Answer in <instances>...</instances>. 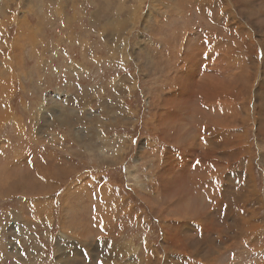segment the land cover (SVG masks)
<instances>
[{
	"label": "rangeland",
	"instance_id": "1",
	"mask_svg": "<svg viewBox=\"0 0 264 264\" xmlns=\"http://www.w3.org/2000/svg\"><path fill=\"white\" fill-rule=\"evenodd\" d=\"M0 78V264H264V0H0Z\"/></svg>",
	"mask_w": 264,
	"mask_h": 264
},
{
	"label": "crops",
	"instance_id": "2",
	"mask_svg": "<svg viewBox=\"0 0 264 264\" xmlns=\"http://www.w3.org/2000/svg\"><path fill=\"white\" fill-rule=\"evenodd\" d=\"M33 7H34V5H33ZM34 10H35V8H34ZM15 19L16 18L14 17V15H12V20H15ZM17 21L18 22H15V21L13 22L14 24H16L17 34L19 33L20 36L27 39L28 41L31 38L32 42H35V44H36L37 39L39 37V34L41 33V30H42L41 26L40 25L31 26V24L29 23L27 18H23V19L17 20ZM13 23H10V24H13ZM18 38H19V40H21V38L19 36H18ZM16 42H18V41H16ZM29 52H30L29 57L32 58L33 60L38 61L39 63L44 61L45 59L49 58L46 61V63L48 64V68H46L45 73L48 75V77H50L51 75H54L58 78V81L61 82V85H56L57 87L63 88V86H64L63 84H65V85L67 84V81L63 82V79H66L65 76L67 74H69L68 72L72 71L74 63H73V60L65 62L66 56H68V54H69L68 52H66V50H63L62 52L56 54L57 55L56 59H59V60H56L54 57H51V54H53V52H50L48 50L43 49L41 51V49H39V50L32 49ZM3 54L5 55V58H7V59L10 58L6 54V51H4ZM8 68H9V66L5 65L4 68L2 69V73H3V71L7 70ZM0 80H1V78H0ZM50 87L52 88L53 86H49V88ZM55 88H53V89H55ZM52 103L55 105L53 108H55L56 113L58 114L57 117L59 118V117L65 116V114H60L58 112L57 107L61 106V105H67L66 104L67 101H65V99H64V103H62L61 100H58V101L52 102ZM82 104L85 106L86 109H91L92 106L94 105V102L90 101L89 103H87V102L83 101ZM5 105H6V109H7L8 108L7 103H5ZM88 114H89L88 118L95 119V118H97L96 116L101 115V111H98V114L95 116L93 113H88ZM36 116L37 115H34V122L37 121ZM44 116H45V114L40 116L38 119H40L41 117H44ZM5 118H8V114ZM51 118L53 120V117H51ZM47 119H48V117H47ZM63 121H64V119L61 120V122H63ZM15 122H16V126H17V134H18V136L20 135V138H22L23 137L22 135L25 133V130L23 129V122H18V121H15ZM35 126L37 129V132L33 131V133L36 135H39L43 140L52 144V142L50 140V136L43 134V132L46 133L45 132L46 127L45 126H37V125H35ZM39 136H38V138H39ZM46 139H48V140H46ZM56 139H59V136H57ZM39 141H40V138H39ZM24 148L25 147H23L22 149H24ZM61 150L64 151L65 149H61ZM1 154L4 156L7 155V157L9 158V161L6 158L1 159L2 163L7 164V166L9 164H11V166H14L16 164V166H18V167L30 168L31 166L35 165L37 169H41V168L45 169V167L40 168V166H41L40 162L46 161L50 157L53 156V154H50V157L48 159L46 157L42 158L41 148H33V147L31 148V151H29V149H27L26 151H20L19 148L17 147L16 151L11 152V154H9L8 147H6L4 149H1ZM7 161H8V163H7ZM54 164H56V163H54ZM63 164L65 165L64 167L67 169L70 167L67 164H65L64 162H63ZM35 166H33V167L35 168ZM82 180H85L86 183L91 181L87 176ZM81 182L82 181L79 182L78 187L76 186L74 192L82 193L83 190L86 191L87 184H81ZM106 190H109V189H106ZM24 198H25L24 199L25 202L39 201V199L38 198L36 199L35 197H30V198L24 197Z\"/></svg>",
	"mask_w": 264,
	"mask_h": 264
},
{
	"label": "built area",
	"instance_id": "3",
	"mask_svg": "<svg viewBox=\"0 0 264 264\" xmlns=\"http://www.w3.org/2000/svg\"><path fill=\"white\" fill-rule=\"evenodd\" d=\"M56 88H58V87H56ZM59 88H61V87H59ZM66 92L67 91H65V90L58 91L57 89H55V90L53 89L52 91L47 92V94H48L47 97L50 101L56 102V101L60 100L61 97L66 94ZM64 99L65 98H62V100H61L62 103H64Z\"/></svg>",
	"mask_w": 264,
	"mask_h": 264
},
{
	"label": "bare ground",
	"instance_id": "4",
	"mask_svg": "<svg viewBox=\"0 0 264 264\" xmlns=\"http://www.w3.org/2000/svg\"><path fill=\"white\" fill-rule=\"evenodd\" d=\"M205 79H206V78H205ZM207 79H208V78H207ZM106 200H107V199H106ZM107 201H108V200H107ZM107 201H106V202H107Z\"/></svg>",
	"mask_w": 264,
	"mask_h": 264
}]
</instances>
